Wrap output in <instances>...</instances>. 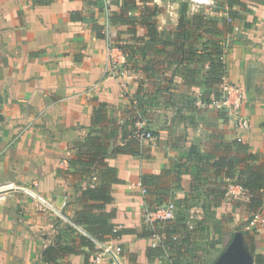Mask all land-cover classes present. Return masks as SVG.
<instances>
[{
    "label": "crops",
    "instance_id": "obj_1",
    "mask_svg": "<svg viewBox=\"0 0 264 264\" xmlns=\"http://www.w3.org/2000/svg\"><path fill=\"white\" fill-rule=\"evenodd\" d=\"M127 1L111 0V13ZM243 1L235 31L224 0H131L132 16L145 4L161 12L155 39L142 24L110 27L111 40L138 48L128 51L133 73L122 86L112 76L104 0H0V264H54L44 254L51 246L57 264H88L95 246L77 220L103 204L85 186L104 183L113 198L105 210L120 232L108 240L121 244L125 264H264V215L252 214L245 194H228L227 165H214L225 157L239 169L253 154L264 169V80L250 76L264 71V0ZM217 44L227 80L256 98L243 108L246 131L205 101L222 86L207 82ZM143 123L154 140L126 146ZM90 136L108 151L106 163L85 167L77 161L90 155L78 149ZM174 200L178 216L163 226L177 227L179 240L154 254L144 203Z\"/></svg>",
    "mask_w": 264,
    "mask_h": 264
},
{
    "label": "trees",
    "instance_id": "obj_2",
    "mask_svg": "<svg viewBox=\"0 0 264 264\" xmlns=\"http://www.w3.org/2000/svg\"><path fill=\"white\" fill-rule=\"evenodd\" d=\"M145 3L149 0H144ZM131 0H128L127 3L120 9L118 12H114L111 15V23H121L130 25L131 29L134 30L136 24H142L147 26L149 31V36L152 39L156 38L157 35V24L154 21L155 16L161 12V8L158 5L153 4H145L142 12L139 16H132L129 12L137 9L134 6H129ZM224 10L228 17L236 19L239 17L240 9H246V4L243 0H224ZM238 8H235V7ZM184 18L182 17L180 20L179 27L185 25ZM232 25V24H231ZM125 51H127L129 55V50L136 51L138 48L131 43H118ZM225 47L223 44H217L213 51H209L207 55V60H210V68L207 73V82L217 83L222 82L223 76L227 75V63L225 60ZM133 55H129V61L131 64V57ZM133 67V65H132ZM214 96L209 99H205L206 102L210 103L213 98H217L220 95V92L215 90ZM4 119L3 115H0V121ZM133 131L129 134L130 141L129 144H135L139 146V149L142 150V147L138 144V141L133 137ZM238 144V148L241 150L246 149V145L236 141ZM236 144V145H237ZM96 148L93 152V155L90 153V146ZM138 150V149H137ZM108 151V145L105 143L103 138L99 137H88L85 142H83L78 149L79 154H89L90 158L88 159H79L78 164L85 167H94L98 163H106L104 158ZM127 151L125 147H116L115 152H124ZM257 157L253 154L249 155L245 165L241 168H237L236 164L239 162L237 159L228 160L224 157L218 159L214 165H217L218 168H223L227 165V169L225 170V176L227 178V182H224V188L227 192V185L230 182L241 184L247 192V203L248 207L251 210L252 214L256 212H260L264 215V169H262L258 164L255 163ZM109 170V168H106ZM106 184H102L99 187L92 188L91 186H85L84 193H90V196L95 197L96 199H100L103 201V204H97V213L83 212L81 213L80 219H78L79 224H86L89 227L90 233L92 237L97 238L98 240L106 241L109 238L116 237L120 235V232L114 230V225L109 221L111 214H109L105 210V204L111 202L113 200L112 196L108 194L106 189ZM143 186L147 189L148 194L150 193V189L143 182ZM224 191V192H225ZM148 199V198H147ZM149 203V201H148ZM152 206V205H150ZM163 224L157 225V229L159 232L166 233V240L163 244L152 247L154 254L162 255L166 249L174 248L179 240L178 236V228L166 226L163 227ZM180 230V229H179ZM188 232V231H187ZM190 232V231H189ZM188 232V233H189ZM177 236L175 240L173 237ZM91 245L95 246L94 241L91 239ZM251 249V248H250ZM254 253V249H251ZM46 260L49 263L57 264L58 252L55 246L48 247L44 252ZM262 255H256V260L259 263L262 260ZM261 263V262H260Z\"/></svg>",
    "mask_w": 264,
    "mask_h": 264
},
{
    "label": "built area",
    "instance_id": "obj_3",
    "mask_svg": "<svg viewBox=\"0 0 264 264\" xmlns=\"http://www.w3.org/2000/svg\"><path fill=\"white\" fill-rule=\"evenodd\" d=\"M110 6L111 0H104L103 7L107 11V24L104 33L110 44L109 55L111 71L113 73L112 76L121 79L122 86H126L128 80L132 77L133 68L130 64L127 51H125L115 40H111L110 27L112 26V13L110 11ZM129 14L131 15L132 13L129 12ZM228 22L232 24L235 31L240 30V27L235 24V19L228 17ZM209 104L213 108L229 115V117L235 121L237 127L240 130L246 131L251 127L249 117L243 113V108L245 105V90L238 83L228 81L226 75L222 78L220 95L217 98H213ZM132 135L141 146L151 140H154L155 138L153 131L144 123L141 124ZM238 139L241 140L242 138L239 137ZM227 193L247 195L246 189L241 184L233 182L228 183ZM142 194L147 198L148 191L145 187H142ZM143 212L146 222H148L153 229L154 240L152 246L155 247L157 245L163 244L167 236L165 232L158 231L157 225L170 222L176 217L175 203L173 201H168L156 207H152L147 204V202H145ZM255 222H259V219L254 218L253 223ZM91 238L95 244V253L89 260L88 264H125L123 260V248L121 244L113 243L109 240H98L92 236ZM173 238L176 240L177 236H174Z\"/></svg>",
    "mask_w": 264,
    "mask_h": 264
},
{
    "label": "rangeland",
    "instance_id": "obj_4",
    "mask_svg": "<svg viewBox=\"0 0 264 264\" xmlns=\"http://www.w3.org/2000/svg\"><path fill=\"white\" fill-rule=\"evenodd\" d=\"M250 76L253 78V82L255 83V85H259L261 79L263 78V80H264V71H262V69H258V67L255 70L251 69L250 70ZM260 96H264V82L261 83V86L257 90V97H260ZM254 99H256V98L252 97V99H249V101H248V99L245 98L246 105L249 104V103L250 104H254ZM1 197H2V195H1ZM174 203L176 205V217H177L178 216L177 215L178 214V210H177L178 204H177L176 200H174ZM219 258H221V256Z\"/></svg>",
    "mask_w": 264,
    "mask_h": 264
},
{
    "label": "bare ground",
    "instance_id": "obj_5",
    "mask_svg": "<svg viewBox=\"0 0 264 264\" xmlns=\"http://www.w3.org/2000/svg\"><path fill=\"white\" fill-rule=\"evenodd\" d=\"M4 187V186H3ZM13 188V187H12ZM5 189V188H4Z\"/></svg>",
    "mask_w": 264,
    "mask_h": 264
}]
</instances>
